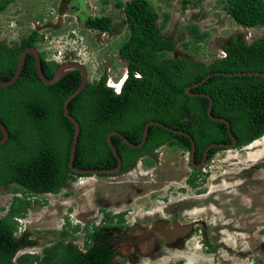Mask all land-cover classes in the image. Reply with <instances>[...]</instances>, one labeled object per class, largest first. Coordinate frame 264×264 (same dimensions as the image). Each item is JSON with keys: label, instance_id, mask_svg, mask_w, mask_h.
<instances>
[{"label": "trees", "instance_id": "16d2710c", "mask_svg": "<svg viewBox=\"0 0 264 264\" xmlns=\"http://www.w3.org/2000/svg\"><path fill=\"white\" fill-rule=\"evenodd\" d=\"M15 1L0 0V12ZM109 1H113L114 8L122 9L125 16L128 36L119 45L118 55L126 63L127 78L117 93L107 86V76L103 74L98 80L87 81L84 89L69 102L68 111L80 127L73 160L75 168L114 169L117 161L106 140L108 133L116 131L138 145L145 125L151 121L188 134L195 147L194 162L201 161L208 146L230 144L226 126L207 115L208 99L185 92L208 75L212 76L191 88L190 93L212 99L211 115L229 123L235 148L246 147L264 136V77L222 75L254 72L264 75V0H218L235 24L243 28L262 27L263 36L248 45L231 38L221 46L223 56L209 63L192 60L186 57V52H179L177 57L168 56L177 49L174 40L163 36L170 16L162 11L163 18L158 24L161 15L151 0H102V3L107 5ZM189 3L184 1L183 7ZM84 25L110 32L113 19L109 15L89 17ZM185 32L188 40L182 45L198 54L209 33L193 23L185 26ZM41 40L39 32L32 30L18 41L0 42V81L10 80L23 50L38 48ZM40 59L42 74L51 79L59 64L46 61L42 52ZM80 82V73L71 71L58 82L45 85L36 73L34 57L28 54L18 79L10 86L0 87V123L8 134L6 142L0 145V188L14 194L5 215L0 217V264L111 262L113 251L103 230L110 225L90 223L82 228L69 221L59 231L61 238L44 247L41 254L18 255L38 245L29 232L17 234V219L27 215L34 202L32 198L58 194L77 178L91 176L76 174L68 166L74 127L63 113V104ZM111 142L122 162L120 173L130 170L143 155L144 165L151 167L157 159L154 150L158 147L170 146L191 153V143L186 137L159 126L149 127L140 149L130 148L116 135L111 137ZM219 150L211 148L206 161ZM200 172L194 170L188 180L191 186H196ZM17 193L21 195L16 196ZM84 229L85 251L75 244L78 239L75 234ZM90 239L99 240L90 246Z\"/></svg>", "mask_w": 264, "mask_h": 264}, {"label": "rangeland", "instance_id": "374dc122", "mask_svg": "<svg viewBox=\"0 0 264 264\" xmlns=\"http://www.w3.org/2000/svg\"><path fill=\"white\" fill-rule=\"evenodd\" d=\"M184 1L190 2L186 8ZM151 2L161 15L158 24L163 18L162 11L170 16L163 36L174 40L177 49L169 53V57L186 52V57L192 60L209 63L223 56L221 46L231 38L248 45L263 36L262 27L243 28L235 24L218 0ZM89 15L111 16L114 19L112 35L84 27L83 21ZM124 18L123 10L114 8L113 1L104 5L102 0H16L0 12V42L18 41L37 30L42 39L38 51L44 54L46 61L62 64L68 59L76 62L79 58L64 56L66 36H81L84 38L81 54L84 55L77 62L86 67L88 81L99 79L106 70L110 76L107 82L118 84L126 72V63L118 56V47L128 36ZM192 23L209 33L198 54L182 45L188 40L185 26ZM72 48L67 46V49ZM156 153L157 160L151 168L137 162L128 173L79 177L58 194L32 198L34 202L27 215L19 219L21 230L29 232L38 245L18 255L41 254L44 247L61 238L59 231L69 219L71 225L84 227L91 221L98 224L105 210L113 214L132 207L133 213L143 214L142 209L147 206L151 208L148 212L156 214L157 206L165 204L158 197L163 195L167 196L168 204L185 202L188 204L180 208H192L186 217L183 212L179 217L183 224L203 220L205 225L197 227L199 231H195L192 238L176 243V249L168 250L155 264H264V136L243 148L219 150L201 170L193 188L185 182L191 173L188 152L162 146ZM171 188H181L185 194L172 197L168 192ZM152 195L158 202L150 199ZM13 196L0 188V217L5 215ZM175 207L170 205V209ZM149 218L153 220L156 216ZM83 233L75 234L79 236L76 244L80 248ZM143 262L149 260L142 259L138 264Z\"/></svg>", "mask_w": 264, "mask_h": 264}, {"label": "flooded vegetation", "instance_id": "af4514ba", "mask_svg": "<svg viewBox=\"0 0 264 264\" xmlns=\"http://www.w3.org/2000/svg\"><path fill=\"white\" fill-rule=\"evenodd\" d=\"M60 4H61V2H60ZM98 16L100 17L101 15H95V16L89 15L87 18L98 17ZM87 18L83 21L84 27H85L84 22L87 20ZM113 22H114V19H113ZM88 29H90V28H88ZM90 30L96 31L93 29H90ZM96 32H100V31H96ZM111 32H113V27H112L110 32H100V33L112 35ZM83 40H84V38H83ZM82 55H84V54L82 53ZM66 62L69 63V62H71V60L68 59V61H66ZM78 64H81L84 66V64H82V63H78ZM108 71H109V69L107 70V72ZM125 71L126 72H124V71L123 72L125 74H127V68L125 69ZM103 74H106L107 79L110 78V76L106 73V70L101 74V76ZM125 74H123L122 76H124ZM106 84H108L107 81H106ZM158 149H160V147L156 148L154 150V152L157 151ZM144 156L145 155H143L141 158H139V161L142 164H144V161H143L145 159ZM202 160H203V158L199 162H193V164L190 162V160L188 161L189 162L188 166L190 168L191 173H190V176L185 179V182L190 188L191 187L193 188V186H191L188 183V180L193 176L194 170H196V172L201 171L202 168H198V167L201 165ZM206 164H207V161L205 160L203 167ZM121 166H122V162H121ZM151 167H153V165ZM120 170H121V167H120ZM120 170L118 173H115L113 176H118V175H122V174L130 172V170H128L125 173H120ZM199 175H201V173L198 174V176ZM197 179H199V178H197ZM195 184H196V180H195ZM176 189L171 188L168 191V192H170L172 197L178 198L180 195L185 194L181 188H176ZM153 195L150 199H154V201L158 202L157 198ZM165 195H166V193H165ZM158 197H161V202H163L165 204L160 206V207H158L156 205L157 209H158V212L156 210V214L148 212L149 210H151V208L149 209V208H147V206L142 209L143 214H141L140 212L133 213L134 211L132 210L133 209L132 207L128 208V209L120 210V211L115 212L113 214L111 212L105 210V213L102 214V217L99 219V222L96 225L97 226L104 225V224H105V226L110 225V227H106V228L104 227V229H103V230H105V236L104 237H106V240L110 245V249L113 251V255H112L110 264H126L127 262H129L127 264H131V263L132 264H138V262L140 263V261L142 259H148L149 260V262H143L142 264H155L156 261L162 260V258L165 257V254L168 250L174 251L176 249V248H174V245L176 243L180 242L181 240H183L185 238H189V239L192 238L191 236L195 233V231H199V230H196L197 227L205 225V222L203 220H193L190 224H183L184 222H181L179 217L182 215V212L185 213L184 215L186 217L187 211H190L192 209V208H190L187 210V209L182 208L183 206H186V204H188V203L174 202L172 204L171 203L168 204L167 196L160 195ZM183 201H185V199ZM170 205H175L176 207L174 209H170ZM191 205L192 204H190V206ZM180 206H182V207L180 208ZM152 210H154V208H152ZM100 211H102V210H100ZM162 211L164 212V215L161 214ZM106 214L109 215V218L108 217L106 218ZM151 215L156 216V218H153V220H151L149 218V217H151ZM141 217H143V218L141 219ZM90 223H93V222L91 221ZM153 226H155L157 228V230H159L156 232V234L154 236H151L148 239H146L142 242H139V243L134 242V240L136 238L143 235V233L145 232V229H150ZM85 227L86 226H84V228ZM165 229H167L168 231L174 230V233L171 235L169 234V236L165 238L162 235V233ZM181 229H184V230L181 231ZM189 230H191L190 231L191 233L189 232ZM83 232H84L83 233L84 236L82 238L83 247H81V249L83 251H85L86 250V243L84 242V239L86 237L85 229ZM78 238H79V236H78ZM98 240L99 239H92V240L90 239V241H88V244L91 246L93 243L98 242ZM76 241H75V244H76ZM143 248H145L146 250H142Z\"/></svg>", "mask_w": 264, "mask_h": 264}, {"label": "water", "instance_id": "95a60500", "mask_svg": "<svg viewBox=\"0 0 264 264\" xmlns=\"http://www.w3.org/2000/svg\"><path fill=\"white\" fill-rule=\"evenodd\" d=\"M28 54H31L34 57L36 73H37L39 79L45 85H51V84H54V83L58 82L60 79H62L66 74H68L71 71H78L80 73V75H81L80 85L64 101V104H63V113L68 118V120L73 124V127H74V135H73V139H72L70 156H69V162H68V166H69V168H70V170L72 172H74L76 174L91 175V176H94V175L95 176H99V175L110 176V175H114L115 173H118L119 170H120V167H121V159H120V156L118 155L115 147L113 146V144L111 142V137L114 136V135L119 136L122 139V141L126 145H128L130 148L140 149V148L143 147V145H144V143L146 141V137H147V134H148V129H149L150 126H159V127L163 128V129H165V130H167V131H169L171 133L178 134V135L186 137L191 143V154L189 156V159H190V162L193 164V158H194L193 155H194L195 147H194V143H193L192 138L188 134L184 133L183 131L175 130V129L167 127L166 125H164L162 123L151 121V122H149V123H147L145 125V127L143 129V133H142V140H141V142L138 145H134V144L130 143L124 136H122L120 133H118L116 131H111L110 133H108V135L106 137V140H107V143L109 145V148L113 152V154L115 156V159L117 161V165H116V167L114 169H108V170L85 169V170H80V169L75 168L73 166V160H74V157H75L76 144H77L78 135H79V132H80V127H79L78 122L75 120V118H73L70 115V113L68 111V104L73 98H75L84 89V87H85V85H86V83L88 81V72H87L86 68L83 65H81V64L72 63V62H69V63L66 62V63L60 64L57 67V69L55 70L54 75H53V77L51 79H47L42 74L41 59H40V55H39L38 50L36 48H34V47H28V48L24 49L23 52L20 54L18 62H17V65H16V69H15V72H14V75L12 76V78L10 80H8V81H0V87L10 86L18 79V77L20 76V74L22 72L23 65H24V62H25V58H26V56ZM214 75H216V74H214ZM217 75H219V74H217ZM222 75H229V76H232V75H234V76H246V75L247 76H253V75H255V76H263L264 77V75L262 73H255V72L254 73H234V74L222 73ZM211 76L212 75H208L201 82L196 83V84L192 85L191 87L186 88L185 92L188 95H190V96H202V97H205L206 99H208L209 106H208V109H207V115H208L209 119L212 120V121H215V122H221V123H223L226 126L228 135H229L230 140H231V143L230 144H212V145L208 146L203 152V160L201 162V165L198 168H202L203 167V164H204V162L206 160V157H207V153H208V151L211 148L228 149V148H235V145H236V140H235L234 136L232 135V133L230 131L229 123L225 119L216 118V117H213L211 115L212 99L209 96H207V95H200V94L190 93V89L191 88H195V87L199 86L200 84L205 82L207 79H209ZM0 131H1V134H2V138H0V145H2L3 143L6 142V140L8 138L7 131H6V129L3 126L2 123H0ZM182 230H184V229H181V231ZM157 231H159V230H157V228L155 226L151 227L150 229H145V232L143 233V235L139 236L138 238H136L134 240V242L135 243L142 242V241L148 239L149 237L154 236ZM173 233H174V230L168 231L167 229H165L163 231L162 235L166 238V237L169 236V234L171 235Z\"/></svg>", "mask_w": 264, "mask_h": 264}, {"label": "clouds", "instance_id": "9594fccd", "mask_svg": "<svg viewBox=\"0 0 264 264\" xmlns=\"http://www.w3.org/2000/svg\"><path fill=\"white\" fill-rule=\"evenodd\" d=\"M74 35V34H73ZM66 46H65V50L63 51V53H64V55H66V56H69L70 58L71 57H81V46H82V44H83V42H84V40H83V38L81 37V36H79V37H77V36H69V35H67L66 36ZM67 46H73V48L72 49H67ZM37 49V48H36ZM38 50V49H37ZM39 52V51H38ZM223 53V52H222ZM39 55H40V52H39ZM79 58H77L76 60L77 61H79L78 59ZM70 60V59H69ZM66 61H68V60H66ZM72 62V63H81V62ZM64 63H66V62H64ZM63 64V63H62ZM60 65V64H59ZM138 76V75H137ZM127 78V74H125L123 77H122V82H119L118 84H120V87L119 88H114V87H112V86H109L108 84H107V86H109V87H112L113 89H115V91L118 93L120 90H121V87H122V84H123V82L125 81V79ZM258 140V139H257ZM256 141V140H255ZM254 142V141H253ZM252 142V143H253ZM251 144V143H250ZM195 152V151H194ZM154 153H156V151L154 152ZM157 154V153H156ZM189 154V153H188ZM191 154V153H190ZM190 154H189V156H190ZM194 156V155H193ZM157 160V159H156ZM190 159L188 158V161H189ZM138 162H140L139 160H138ZM156 162V161H155ZM193 162H194V160H193ZM206 167V166H205ZM205 167H202V169H204ZM201 169V170H202ZM202 172V171H201ZM103 176H106V175H103ZM111 176V175H110ZM21 220L20 219H17V222H18V224H19V228H18V231H17V234L19 233V234H21L22 232H24V231H26L24 228H23V230H21V228H22V226H21V222H20ZM70 223H72L71 221H70V219L68 220ZM74 226H77V225H74ZM82 228H84V227H82ZM28 249H30V248H28ZM26 250V249H25ZM27 253H33V252H27Z\"/></svg>", "mask_w": 264, "mask_h": 264}, {"label": "bare ground", "instance_id": "6f19581e", "mask_svg": "<svg viewBox=\"0 0 264 264\" xmlns=\"http://www.w3.org/2000/svg\"><path fill=\"white\" fill-rule=\"evenodd\" d=\"M120 82H122V80H121ZM108 85H109V86H112V87H114V88H119V87H120V84H116V83H114V82H112V81H110V82L108 83Z\"/></svg>", "mask_w": 264, "mask_h": 264}, {"label": "built area", "instance_id": "2783aa9c", "mask_svg": "<svg viewBox=\"0 0 264 264\" xmlns=\"http://www.w3.org/2000/svg\"><path fill=\"white\" fill-rule=\"evenodd\" d=\"M65 56V55H64Z\"/></svg>", "mask_w": 264, "mask_h": 264}]
</instances>
